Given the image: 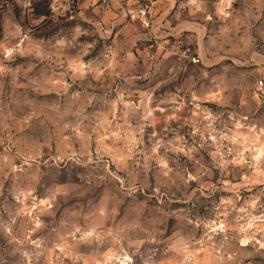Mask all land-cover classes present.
<instances>
[{
  "label": "clouds",
  "instance_id": "clouds-1",
  "mask_svg": "<svg viewBox=\"0 0 264 264\" xmlns=\"http://www.w3.org/2000/svg\"><path fill=\"white\" fill-rule=\"evenodd\" d=\"M12 2L0 231L16 247L0 264H41L50 248L56 264L264 260V0Z\"/></svg>",
  "mask_w": 264,
  "mask_h": 264
},
{
  "label": "rangeland",
  "instance_id": "rangeland-1",
  "mask_svg": "<svg viewBox=\"0 0 264 264\" xmlns=\"http://www.w3.org/2000/svg\"><path fill=\"white\" fill-rule=\"evenodd\" d=\"M9 3L11 4L12 12L14 13L15 17L18 18L20 15L19 7H17L12 2V0H9ZM36 10H37V12L42 11V9H40L39 6H37ZM0 19H3V15H0ZM169 39L171 40V43L178 48L179 52L187 53L189 55L194 54L191 37H189L188 42H185L183 37H179V38L170 37ZM144 51H145V49H143V48H137L136 49V55L139 56ZM220 55H223V50H221ZM141 63H144V61H141ZM177 63L180 64L181 62L177 61ZM241 75H244V74H241ZM258 76H259V74H257V76H247L246 77L248 83L245 87V90L241 93L242 99H248V97L251 95V93L255 90V86L258 83V78H257ZM53 83H59V81H53ZM253 105H254L253 111H256L258 109L259 111L264 112V106H262V104L256 105L255 102L253 101ZM238 179H239V177L234 176V175H226L223 177H220L219 175H217L210 182L216 183L217 180H222L223 182L235 183ZM14 214H15L14 210H10L9 216H6L5 219H9L10 216H12ZM41 218L44 219V217H41ZM25 226H26L25 221L23 219H18L17 225L15 226V231H14V235L17 238H23ZM50 227H55V225H50ZM37 235H39V233ZM33 238H35V236ZM11 241H12V237L8 236L3 231H0V249H6L9 253H11L12 250L16 247L15 243L11 242ZM11 259L13 261V264H19V262L14 257ZM256 259L259 262V264H264V260H261L259 257H257ZM41 264H56V261L54 259V254H53L51 248L49 249V252L47 253V255L45 257H42ZM168 264H175V262L170 260L168 262Z\"/></svg>",
  "mask_w": 264,
  "mask_h": 264
},
{
  "label": "crops",
  "instance_id": "crops-1",
  "mask_svg": "<svg viewBox=\"0 0 264 264\" xmlns=\"http://www.w3.org/2000/svg\"><path fill=\"white\" fill-rule=\"evenodd\" d=\"M142 2H146V0H142ZM100 4L103 5V2H101V0H100ZM261 104H262V106H264V102H262Z\"/></svg>",
  "mask_w": 264,
  "mask_h": 264
},
{
  "label": "built area",
  "instance_id": "built-area-1",
  "mask_svg": "<svg viewBox=\"0 0 264 264\" xmlns=\"http://www.w3.org/2000/svg\"><path fill=\"white\" fill-rule=\"evenodd\" d=\"M101 2H103V3H104V0H101Z\"/></svg>",
  "mask_w": 264,
  "mask_h": 264
}]
</instances>
